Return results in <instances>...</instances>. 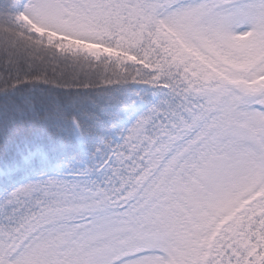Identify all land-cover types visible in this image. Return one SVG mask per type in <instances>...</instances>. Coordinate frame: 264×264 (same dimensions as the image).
Segmentation results:
<instances>
[{
	"label": "snow or ice",
	"instance_id": "6c2138e0",
	"mask_svg": "<svg viewBox=\"0 0 264 264\" xmlns=\"http://www.w3.org/2000/svg\"><path fill=\"white\" fill-rule=\"evenodd\" d=\"M0 71V264H264V0H0Z\"/></svg>",
	"mask_w": 264,
	"mask_h": 264
},
{
	"label": "trees",
	"instance_id": "16d2710c",
	"mask_svg": "<svg viewBox=\"0 0 264 264\" xmlns=\"http://www.w3.org/2000/svg\"><path fill=\"white\" fill-rule=\"evenodd\" d=\"M3 75H4V73L2 72V71H0V77H3ZM51 87H55L56 85H55V83H53L52 85H50ZM28 90H26V92H27Z\"/></svg>",
	"mask_w": 264,
	"mask_h": 264
}]
</instances>
